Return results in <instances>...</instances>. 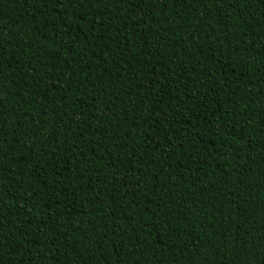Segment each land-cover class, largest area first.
Segmentation results:
<instances>
[{
	"label": "trees",
	"instance_id": "1",
	"mask_svg": "<svg viewBox=\"0 0 264 264\" xmlns=\"http://www.w3.org/2000/svg\"><path fill=\"white\" fill-rule=\"evenodd\" d=\"M0 264H264V0H0Z\"/></svg>",
	"mask_w": 264,
	"mask_h": 264
}]
</instances>
